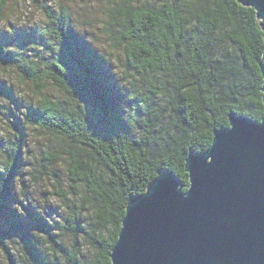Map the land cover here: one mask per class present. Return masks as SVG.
Returning <instances> with one entry per match:
<instances>
[{
  "label": "trees",
  "instance_id": "obj_1",
  "mask_svg": "<svg viewBox=\"0 0 264 264\" xmlns=\"http://www.w3.org/2000/svg\"><path fill=\"white\" fill-rule=\"evenodd\" d=\"M10 2L0 0V20ZM106 4L103 51L63 5L40 6L45 22L35 28L33 51L26 31L11 27L9 40L0 35V64L41 96L21 121L11 108L18 99L0 81L15 120L7 118L13 138L0 142V243L16 236L22 253L5 249L7 264H112L132 199L163 171L187 191L189 154L206 153L215 132L229 127L231 112L264 118V32L254 8L237 0ZM52 87L59 94H49ZM28 127L60 142L34 174L55 177L53 169L64 164L68 190L55 192L65 210L59 220L33 205L25 215L12 207L25 173Z\"/></svg>",
  "mask_w": 264,
  "mask_h": 264
},
{
  "label": "water",
  "instance_id": "obj_2",
  "mask_svg": "<svg viewBox=\"0 0 264 264\" xmlns=\"http://www.w3.org/2000/svg\"><path fill=\"white\" fill-rule=\"evenodd\" d=\"M237 1L264 32V0ZM260 70L264 103V57ZM229 124L189 154L187 191L163 171L128 203L112 264H264V118L231 112Z\"/></svg>",
  "mask_w": 264,
  "mask_h": 264
},
{
  "label": "rangeland",
  "instance_id": "obj_3",
  "mask_svg": "<svg viewBox=\"0 0 264 264\" xmlns=\"http://www.w3.org/2000/svg\"><path fill=\"white\" fill-rule=\"evenodd\" d=\"M34 1V2H33ZM105 1V2H104ZM66 0L62 4L61 0H11L8 4L3 18L0 20V35L4 40H9L11 27H15L18 32L24 33L26 31L27 39H29L28 50L33 48V43H36L37 33L35 28L45 22V16L41 12L40 6L48 4L50 7L59 9L61 5L67 6L72 15L74 26L88 39L98 40L101 44V51L104 47H109L108 42L103 45L100 40L106 41L108 39L107 33L103 32L104 22L107 20V15L104 11L107 9L106 0ZM88 23V24H85ZM90 40V41H91ZM96 43V45H97ZM107 45V46H106ZM98 46V45H97ZM38 47V46H36ZM99 49V46H98ZM33 51V49L31 50ZM113 58H117V53H112ZM116 64L113 66V71L116 72ZM0 81L5 82L7 86L13 91L15 97L18 99V106H11L12 111L16 113L21 121L24 119L23 113H26L27 107L33 106L40 99V94L36 88L31 84L24 83L17 71L7 68L0 64ZM57 88L53 87L48 91L51 95L59 94L56 92ZM9 101L4 94H0V142L3 140L7 142L13 138V131L7 118H11V113H8ZM11 120H14L11 118ZM15 121V120H14ZM28 150L26 152V164L24 170V183L20 180L16 183V200L13 201L12 207L19 209V213L25 215L30 206L39 209L42 215L50 221L59 220L57 212L65 211L61 202L58 200L55 192L59 187L68 190L67 172L64 164L56 166L53 170L54 176L47 174L39 180L34 177L35 169L43 160L50 159L49 154L53 152L55 146L59 145V140L44 134L41 130L27 128ZM1 156V152H0ZM65 169H64V168ZM62 208V210L60 209ZM8 249L13 257L22 255L21 245L18 237L7 239L2 245L0 243V264H7L6 252Z\"/></svg>",
  "mask_w": 264,
  "mask_h": 264
}]
</instances>
